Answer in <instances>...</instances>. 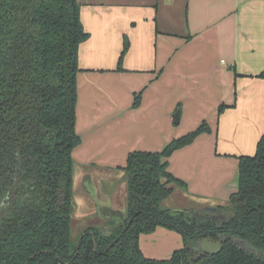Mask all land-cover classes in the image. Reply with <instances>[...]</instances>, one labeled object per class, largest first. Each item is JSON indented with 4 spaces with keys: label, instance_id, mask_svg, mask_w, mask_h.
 Returning a JSON list of instances; mask_svg holds the SVG:
<instances>
[{
    "label": "trees",
    "instance_id": "trees-1",
    "mask_svg": "<svg viewBox=\"0 0 264 264\" xmlns=\"http://www.w3.org/2000/svg\"><path fill=\"white\" fill-rule=\"evenodd\" d=\"M88 37L78 0H0V206L7 205L0 217V264H264V135L254 155L239 158L228 219L214 222L194 210L161 206L176 190L187 191L168 160L211 132L206 122L162 152H131L118 168L127 183L125 213L106 214L73 245V154L82 144L77 79ZM159 228L183 241L166 260L147 258L140 246L143 235ZM200 238L222 240L223 250L198 256Z\"/></svg>",
    "mask_w": 264,
    "mask_h": 264
},
{
    "label": "crops",
    "instance_id": "crops-1",
    "mask_svg": "<svg viewBox=\"0 0 264 264\" xmlns=\"http://www.w3.org/2000/svg\"><path fill=\"white\" fill-rule=\"evenodd\" d=\"M78 2L89 37L79 53L74 161L87 172L124 167L130 150L162 152L206 122L211 132L176 151L169 171L201 209H229L239 158L264 135V0ZM83 181L100 189L95 177ZM86 212L98 215L94 204Z\"/></svg>",
    "mask_w": 264,
    "mask_h": 264
},
{
    "label": "rangeland",
    "instance_id": "rangeland-1",
    "mask_svg": "<svg viewBox=\"0 0 264 264\" xmlns=\"http://www.w3.org/2000/svg\"><path fill=\"white\" fill-rule=\"evenodd\" d=\"M135 102H136V98L134 100V104ZM133 107L135 106L133 105ZM135 151L137 150L132 149L130 150V153L135 152ZM127 157L128 156H126V159ZM124 160H125V157L123 158V162ZM89 167H88V172H87V167L84 169L83 165L81 164L79 165L75 161L74 201H73V213H72V243L73 245L77 244L78 238L80 237L81 233L86 228H88L89 226H96V225L102 224L103 223L102 220H104L105 218V216L103 215H100V217H98L96 212H95V215H92L86 212L89 209V205L91 206L93 204L95 205V202L90 195H89L90 196L89 198L88 196L89 193L88 194L86 193L88 192L87 191L88 182L87 181L82 182V179H84V177H89V178L95 177V180L97 181V184L100 187L103 185H107V183H113L114 185L117 183V186L114 189V194H113L114 202L112 203L111 201V203H107L108 207L103 208L105 214L111 216L112 214H115V213H120V212L123 213L125 211L124 209L127 204V183H126V180H124V177H125L124 174L120 172L118 168L110 169V168H104L103 166L100 167L98 165L96 166L91 165V169H89ZM104 171H106V173H112L114 176L103 175L105 174ZM103 176H107L109 178L114 177V178L113 180H107L109 182H106V180H104L105 178L102 179ZM103 192L104 191L100 189L99 194H98L99 201L103 200L102 197L105 198ZM181 192H187V191L182 190V189L176 190V193L174 194L173 197L162 202L161 204L162 208L171 209L173 212H177V211H184L189 208H195L199 210L203 207L201 206L202 202L200 200H196V198H193V197L191 198L190 196L186 197L185 194ZM204 208H208V207H204ZM222 210H225V212H220ZM217 212L222 215L223 219L221 220L216 219V222L228 219L232 215L225 205L221 206V208L220 207L217 208ZM195 213L197 215L196 211ZM115 218H116V221L121 220V217L119 216H116ZM203 219H207V217L205 218L203 217ZM180 237L181 235L179 233L162 228L158 231L156 235H145L142 237L141 250L143 251L144 255L147 258L166 260V259L171 258L172 254L175 251H178L181 247H183V243L179 240ZM235 240L237 241L240 247L246 249L245 242L241 240H237V239Z\"/></svg>",
    "mask_w": 264,
    "mask_h": 264
},
{
    "label": "water",
    "instance_id": "water-1",
    "mask_svg": "<svg viewBox=\"0 0 264 264\" xmlns=\"http://www.w3.org/2000/svg\"><path fill=\"white\" fill-rule=\"evenodd\" d=\"M174 121L175 124H179L180 122V112L179 110L175 113L174 115ZM124 180H126V177H124ZM117 183L114 185L113 183H107V185H103L100 187V189L103 192L106 200H101L99 201L98 199V194H99V188L94 185L93 183L88 184L87 183V191L89 193V195L92 197V199L95 202L96 205V209H97V213L98 215H102V208H107L108 205L107 203H111V198L114 194V189L116 188ZM112 189V190H110ZM7 209V205H6V200L2 203V205L0 206V217L1 215L6 211ZM197 216L201 217V218H210L212 219L214 222H216V219H223L222 215L220 213L217 212L216 208H205V209H201L197 211ZM105 236L109 235L108 233H104ZM233 243L238 245L236 240H233ZM224 244L222 241H214L213 239H205L202 243V250L204 252V254L209 255V256H214L219 254L222 250H223Z\"/></svg>",
    "mask_w": 264,
    "mask_h": 264
},
{
    "label": "flooded vegetation",
    "instance_id": "flooded-vegetation-1",
    "mask_svg": "<svg viewBox=\"0 0 264 264\" xmlns=\"http://www.w3.org/2000/svg\"><path fill=\"white\" fill-rule=\"evenodd\" d=\"M102 209H103V208H102ZM102 209H101V210H102ZM96 210H97V209H96ZM205 239H211V238H200V239H198V241H197V243H198V247H197L196 249H194V252H195L198 256L206 255V254H204V252H203V250H202V248H201L202 243H203V241H204ZM220 241H222V240H220ZM216 242H218V241H216ZM246 249H247V250H252L250 244H249L247 241H246Z\"/></svg>",
    "mask_w": 264,
    "mask_h": 264
}]
</instances>
